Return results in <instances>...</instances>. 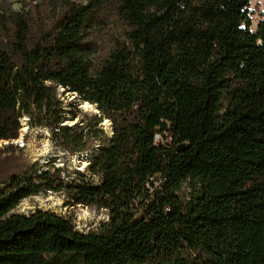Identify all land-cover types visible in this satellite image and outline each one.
<instances>
[{"label":"trees","instance_id":"16d2710c","mask_svg":"<svg viewBox=\"0 0 264 264\" xmlns=\"http://www.w3.org/2000/svg\"><path fill=\"white\" fill-rule=\"evenodd\" d=\"M2 2L0 141L28 116L90 153L96 124H62L60 87L95 104L113 134L100 129L69 187L76 204L108 211L99 230L50 210L10 213L68 186L51 166L0 157V264H264V17L252 30L250 0Z\"/></svg>","mask_w":264,"mask_h":264},{"label":"rangeland","instance_id":"374dc122","mask_svg":"<svg viewBox=\"0 0 264 264\" xmlns=\"http://www.w3.org/2000/svg\"><path fill=\"white\" fill-rule=\"evenodd\" d=\"M85 3L87 0H73ZM40 5V6H39ZM48 5V0H3L1 7L12 9L14 11L32 10L36 6L44 8ZM249 14L251 16V29L256 30L259 22L264 17V0H250ZM48 15V14H47ZM4 44H7L6 40ZM8 45V44H7ZM105 43L101 40L99 49ZM58 97L62 103L64 120L62 124H74L83 120L84 125L91 122L94 127L93 136L87 139V146L90 149L82 152L88 154L81 158L78 152L72 154L61 145L57 136H54L53 130L46 126L38 124V118H35V126L28 127L26 123H21L22 127L19 136L14 139H4L0 141V157L7 155L27 159L31 163H37L39 168L51 166V171L56 174L57 180L64 182L68 187L60 191H42L23 199L10 213L30 214L39 209L50 210L63 215L71 220L74 227L83 232L90 230H99L104 222H108L109 213L104 208H98L94 205L76 204L75 198L70 195V185L78 180L77 172L87 174L89 171L90 157L98 150L99 145L104 139L100 129L104 128L110 136L113 134L112 122L108 118H103L100 123H95L94 115L100 116L99 109L93 103L86 104L78 99L76 94L63 91L60 87ZM228 95L224 100V106L227 105ZM223 111V110H222ZM73 115H76L73 118ZM97 178L95 180L97 182ZM3 184H0L2 186ZM189 193L188 183H184L179 191L180 197L186 202ZM28 203V209L23 210V206ZM197 253V252H196ZM73 264V263H71Z\"/></svg>","mask_w":264,"mask_h":264},{"label":"built area","instance_id":"2783aa9c","mask_svg":"<svg viewBox=\"0 0 264 264\" xmlns=\"http://www.w3.org/2000/svg\"><path fill=\"white\" fill-rule=\"evenodd\" d=\"M28 120H29L28 116H23L22 123H26L28 125ZM28 127H29V125H28ZM155 140L156 141H162V137H161V134L159 132H157L155 134Z\"/></svg>","mask_w":264,"mask_h":264},{"label":"bare ground","instance_id":"6f19581e","mask_svg":"<svg viewBox=\"0 0 264 264\" xmlns=\"http://www.w3.org/2000/svg\"><path fill=\"white\" fill-rule=\"evenodd\" d=\"M86 104L89 105L88 102H86ZM81 155H82V156H81V158H82V157L86 156L87 154H81ZM23 204H25V205L23 206V210H25L26 208L28 209V205H29V204H28V203H23ZM29 206H30V205H29Z\"/></svg>","mask_w":264,"mask_h":264},{"label":"water","instance_id":"95a60500","mask_svg":"<svg viewBox=\"0 0 264 264\" xmlns=\"http://www.w3.org/2000/svg\"><path fill=\"white\" fill-rule=\"evenodd\" d=\"M185 149V144L184 143H181L180 145H178V150L179 151H182Z\"/></svg>","mask_w":264,"mask_h":264}]
</instances>
